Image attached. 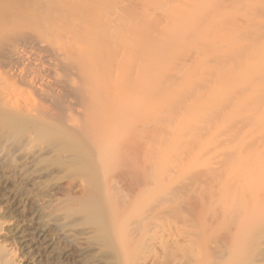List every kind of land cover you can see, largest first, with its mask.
<instances>
[{"label": "bare ground", "instance_id": "1", "mask_svg": "<svg viewBox=\"0 0 264 264\" xmlns=\"http://www.w3.org/2000/svg\"><path fill=\"white\" fill-rule=\"evenodd\" d=\"M160 99L172 105L164 117L158 112ZM195 102L207 109L221 103L220 109L210 107L218 121L226 116L223 109L238 114L241 109V117L256 123L245 134L254 141L252 148L247 150L245 142V151L240 148L237 156L233 152L226 186L217 169L227 166L230 156H222V163L219 159L216 185L237 187L243 181L264 187V0H0V161L12 168L16 151L29 153L39 145L40 157L53 153L56 166L79 177L85 184L77 187L81 193L74 192L76 187L64 188L63 224L59 214L52 218L56 214L42 208L40 218L49 217L56 228H87L90 241L107 252L106 264H129L123 255L142 247L144 230L156 227L158 218L167 221L163 230L170 235L173 215L201 207L197 189L178 202L175 198L181 195L175 190L178 197L161 194L159 187H143L156 182L143 157H153L165 122L175 125L173 111L179 114L181 107ZM204 120L201 130L210 121ZM235 121L231 125L238 134L245 128ZM166 128L165 136L170 132ZM201 130L193 131L195 138ZM203 132L202 139L209 131ZM230 137L227 143L235 144ZM216 175L211 171L214 184ZM193 176L197 180L203 174ZM205 181L206 186L200 181L202 187L212 184ZM21 186L18 196H29V187ZM249 225L240 234L258 226ZM221 234L217 237L225 241L226 234ZM1 239L0 264H20ZM66 246L61 263L76 264L74 253H64Z\"/></svg>", "mask_w": 264, "mask_h": 264}, {"label": "rangeland", "instance_id": "2", "mask_svg": "<svg viewBox=\"0 0 264 264\" xmlns=\"http://www.w3.org/2000/svg\"><path fill=\"white\" fill-rule=\"evenodd\" d=\"M164 99H160V102H164ZM163 102H161V104L158 103V112L161 110V113H159L161 117L168 115L169 111L166 112V109L169 110L172 106L170 105L168 107L169 103L165 101L167 105L164 102L165 106L163 108ZM198 103L199 102H195L192 106L185 109L181 107L183 109H179V114L178 110L175 111L176 113L173 111L174 118L171 120H174L175 125L173 126V122H169V120L165 122V126L163 125L164 129L168 127V131L170 130L171 133L165 131V136L164 129H162L163 127L161 128L163 130H160V132L162 131V136L160 134V137L158 136V142L156 144L157 148L153 157L148 158L147 155L143 157L145 165L151 169L156 182L153 183V186L144 185L143 187H159L161 194H169V192H171L170 194L173 195L176 194L173 193L175 190L174 192L181 195V198H179L180 196L178 197L176 194V197L178 198L175 199H177L176 201L178 202H182L184 198L193 194L192 191L197 189L196 192L198 194L200 193L199 196L202 199L200 201L201 207L196 211L191 210V213L190 210L188 212L186 210L178 215H173L170 219L172 228L170 235L163 230L167 221L163 217L158 218L155 223L156 227L153 226L154 228H151L152 230L149 231L148 229L144 230L142 247H140L135 253L123 255V259H128L127 261H129V264H264V187H261L259 184H257L259 185L258 187H251L248 186V184H245L247 182L244 183L243 181L238 184V186L242 184V187H225L230 180L228 179V173L230 170V163L232 162L231 160L235 159V157H233V152L235 151L236 155L234 156H237V153L241 151L240 148H245L243 150L245 151L249 146L250 148L247 149L249 150L252 148L249 143L254 144L251 137L249 138V136H246V131L251 129L253 126L256 128L255 120L252 121L253 119L249 120L248 118H245V120L244 117H241L243 116L240 111L241 109H238V114V111L236 110L233 112L227 109L225 110L221 107L224 111H226L224 114V111L222 110V114L226 116L229 115L230 112H232V114L231 118L230 115L229 117L227 116L228 118L226 116L219 115L221 119L218 121V115L217 118H215L216 115L212 114L214 113L212 108L215 107V110L216 108L220 109L219 107L221 106V103L211 104L212 106L208 105L209 109L201 107V104ZM210 107L212 108L210 109ZM201 108H203L204 111ZM184 110H187L185 112L188 114H185ZM199 111H201V113ZM206 112L209 114V117H207ZM233 113H235V116H233ZM211 114L212 116L210 117ZM175 115L179 116L175 117ZM186 115H189L191 118L190 121L188 120L191 122L190 124H186L188 123L187 119H189ZM210 118H213L212 120H214L215 124H210L212 121ZM240 118L243 119L240 121L237 120ZM203 119H205V123L207 121L206 119L210 120L208 121L209 123H206V130H204L205 125ZM183 120H185L186 123H184L185 121L183 122ZM216 120L218 121V124L220 123L219 126H221L223 122L227 125L224 124L223 126H225V128L222 126V128L219 129L218 124H216ZM233 120H237L235 123L238 127L241 126L239 129H242L243 126L245 129H242V131L237 134L235 128H233L235 126V124H233ZM246 121L249 124L247 125L248 127L245 126L247 124ZM243 123L245 125H243ZM177 124H179V126ZM182 124L187 125L184 126L188 129H184L185 127H183ZM199 125H204L202 130ZM172 126L174 128H172ZM176 126H178V128ZM180 126L183 127L185 133ZM195 126H198V128L195 129ZM210 126H213L214 128L211 129ZM228 126H231L229 127L230 131L227 129ZM192 128H194V130H191ZM199 128L201 132L199 131V134L196 132L197 138H195L193 131H198ZM216 128L220 131L222 130V132L226 129V132L221 134L222 132L218 131ZM188 130H190V133ZM175 131L177 132L175 133ZM179 131L181 135H178ZM203 131H209L207 134H204V139L201 137ZM173 133H175V138ZM176 135L178 136V139ZM243 135H245V137H243ZM163 136H165L164 139L162 138ZM226 136L228 137L226 138ZM230 136H234L232 138L235 144H233V142L227 143V141L229 142ZM171 137L175 140L173 141ZM209 139L212 141L208 142ZM247 139L249 140L247 141ZM185 141L187 143L189 141L188 147ZM193 141L197 142V145H194ZM239 141L240 147L237 149ZM219 142H222V144ZM245 142H248L246 143L248 146L245 144L247 147L244 145ZM190 143L195 147H193ZM234 146L237 148H234ZM40 147L41 146L39 145H34L30 148L29 153L16 151V153L12 156V168L5 167L0 161V222H3L0 230V239L2 238V243H4L7 248H11L15 251V256L17 255L16 258L18 257L17 260L20 264H62L61 260L63 257L60 258V254L63 252L65 246H68L70 243L71 244L68 246L69 248L66 246L68 249L66 248L64 253L69 250L71 253H74V257L76 256L75 259L77 260L76 264H93L94 262V264H106L108 261V254L105 255V253L107 252L103 250L100 245L97 246V243L90 241L89 235L91 233H89V230L85 231L87 228L85 229V227L80 224L75 227L69 226L65 228H56V225L53 221L49 220V217L47 218L44 215L45 217L41 216L42 219L40 218V215L44 210L46 212H54L56 216L52 215V218L56 217L55 219H58L57 215L59 214L60 216L58 217L60 224H63L65 221L63 218V207L67 197L65 194L66 190L64 188L76 187L74 192L79 194L82 192V189L77 187H84L85 185L79 177L70 176V174L64 171L63 168L56 166L54 159L55 156L53 153H46L40 157V153L38 151ZM42 147L45 146L42 145ZM190 147L194 150H191ZM232 148H234V150H232ZM223 150H226V152L220 154V151ZM227 153L228 156H230V159L227 157ZM230 153L231 155H229ZM222 156L224 158L227 157V160L229 159V163L227 164V166L229 165V169L227 166H224L225 164H220L227 168L225 172L226 176L224 175V170L222 171L223 173L221 172L223 167H218L220 166L218 164L220 161V163H222V161L226 160ZM220 158L221 160L219 161ZM222 158L224 160H222ZM210 166L211 168H209ZM214 168L220 169L219 171L217 169V173L220 172V176L225 179L219 178L222 180L219 182L225 183V186L221 183H218L220 185L219 187L216 185L217 180H219L217 179L219 176L214 174V172L216 173V169ZM258 168H262L261 165H259ZM206 170H211L213 175H216L215 184L213 180L214 178L210 176L211 171H209L210 173L206 178V175L208 174V172L206 173ZM260 170H263V168ZM192 173L197 177H200V174L201 176L203 174L202 179L200 177L201 180H196V177L193 176ZM190 175H192L194 181L196 180V184L193 180V182L189 180L191 179ZM199 180L201 182L206 180V183H208L207 181H212V184L208 183L207 187H202V185L206 186V184H203L202 182L201 185ZM188 182H192V186L194 185L191 189L190 183ZM182 183L184 185H182ZM199 184L200 187H197ZM19 185L20 187H22L21 185L29 187V196H18L19 192L17 188ZM188 185L189 188L187 187ZM243 185H246V187H243ZM186 187L188 188V191H186ZM183 188L187 193H183ZM41 208L42 211L40 210ZM44 218L45 220L47 219L50 221V223H48L47 220H44L46 222L45 224L43 222ZM249 223L256 224L258 226L254 230L253 228L251 229L248 227L247 231L240 234L242 226L245 224L249 225ZM44 224L45 226H42ZM226 231L229 232L228 235L226 234ZM221 233L226 234L225 241L223 240L225 239L224 234V238L220 241L219 238L221 236L218 235ZM63 236L67 238L65 239ZM216 237L219 241L216 240ZM66 240H68L69 243H67L68 241ZM238 243H244L245 246L237 248L236 245ZM75 251H77V253H75ZM98 253H100V255ZM78 260H80L79 263ZM72 261L74 262V260ZM72 261L70 260L69 262Z\"/></svg>", "mask_w": 264, "mask_h": 264}]
</instances>
